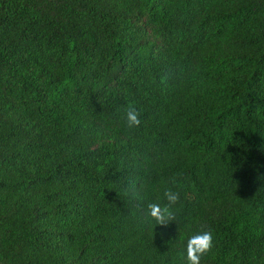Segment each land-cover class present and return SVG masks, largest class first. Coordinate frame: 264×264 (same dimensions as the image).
I'll return each instance as SVG.
<instances>
[{
	"label": "trees",
	"instance_id": "16d2710c",
	"mask_svg": "<svg viewBox=\"0 0 264 264\" xmlns=\"http://www.w3.org/2000/svg\"><path fill=\"white\" fill-rule=\"evenodd\" d=\"M205 230L200 264H264V0H0V264H186Z\"/></svg>",
	"mask_w": 264,
	"mask_h": 264
},
{
	"label": "clouds",
	"instance_id": "9594fccd",
	"mask_svg": "<svg viewBox=\"0 0 264 264\" xmlns=\"http://www.w3.org/2000/svg\"><path fill=\"white\" fill-rule=\"evenodd\" d=\"M140 113L133 106H128L125 112V123L129 131L140 126ZM175 183V181H173ZM165 203H149L147 205V216L155 221V225L167 227L170 222L176 221V211L174 206L179 201V193L171 188H166L163 192ZM153 226V227H154ZM213 248V236L211 231H202L192 235L186 242L185 253L182 258L186 264H200L201 258L209 253Z\"/></svg>",
	"mask_w": 264,
	"mask_h": 264
}]
</instances>
